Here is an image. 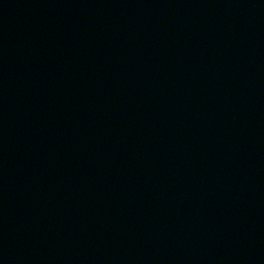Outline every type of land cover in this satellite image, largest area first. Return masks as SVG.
Listing matches in <instances>:
<instances>
[{"label":"water","instance_id":"obj_1","mask_svg":"<svg viewBox=\"0 0 264 264\" xmlns=\"http://www.w3.org/2000/svg\"><path fill=\"white\" fill-rule=\"evenodd\" d=\"M0 264H264V0H0Z\"/></svg>","mask_w":264,"mask_h":264}]
</instances>
